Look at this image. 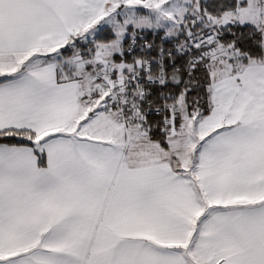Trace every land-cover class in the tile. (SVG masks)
I'll list each match as a JSON object with an SVG mask.
<instances>
[{
  "label": "snow or ice",
  "instance_id": "obj_1",
  "mask_svg": "<svg viewBox=\"0 0 264 264\" xmlns=\"http://www.w3.org/2000/svg\"><path fill=\"white\" fill-rule=\"evenodd\" d=\"M0 264H264V0H0Z\"/></svg>",
  "mask_w": 264,
  "mask_h": 264
}]
</instances>
